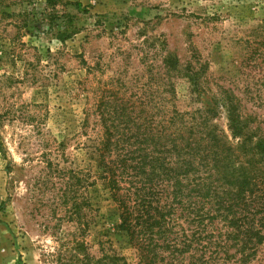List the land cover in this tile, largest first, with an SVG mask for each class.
<instances>
[{"label":"rangeland","instance_id":"1","mask_svg":"<svg viewBox=\"0 0 264 264\" xmlns=\"http://www.w3.org/2000/svg\"><path fill=\"white\" fill-rule=\"evenodd\" d=\"M225 93L264 137V0H0V264H137L94 141Z\"/></svg>","mask_w":264,"mask_h":264},{"label":"trees","instance_id":"2","mask_svg":"<svg viewBox=\"0 0 264 264\" xmlns=\"http://www.w3.org/2000/svg\"><path fill=\"white\" fill-rule=\"evenodd\" d=\"M169 62L176 69V59ZM185 78L196 87L199 75L187 68ZM221 102L230 138L212 123L211 105L173 109L153 125H104L94 141L95 182L116 204L117 229L137 264H222L235 256L247 264L264 243V137L228 94ZM95 262L128 264L110 247Z\"/></svg>","mask_w":264,"mask_h":264}]
</instances>
